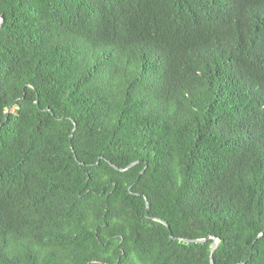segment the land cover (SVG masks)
<instances>
[{
	"label": "trees",
	"instance_id": "obj_1",
	"mask_svg": "<svg viewBox=\"0 0 264 264\" xmlns=\"http://www.w3.org/2000/svg\"><path fill=\"white\" fill-rule=\"evenodd\" d=\"M0 16V264H264V0Z\"/></svg>",
	"mask_w": 264,
	"mask_h": 264
},
{
	"label": "water",
	"instance_id": "obj_2",
	"mask_svg": "<svg viewBox=\"0 0 264 264\" xmlns=\"http://www.w3.org/2000/svg\"><path fill=\"white\" fill-rule=\"evenodd\" d=\"M0 20H1V22H0V29H1V28H2V25H3V22H4V18H3V16H0ZM73 135H74V130H73V132H72V134H71V139L73 138ZM139 162H140V161L133 162V163H131L127 168H123V169H121V170L124 171V170H126V169L131 168V167H134V166H135L136 164H138ZM146 200H147V199H146ZM149 211H150V205H149V202H148V200H147V217L152 218V219H154L155 221L161 222V223H163L164 225H166L167 227H169V224H168L166 221H164V220L161 219V218L152 217V216L150 215ZM210 239L213 240V244H212V246H211V264H214V253H215V251H216V249H217V247H218L219 241H220V239H219L218 237H216V236H214V235H210V236H208L207 238L191 239V240H188V242H201V243H205V242H207V241L210 240Z\"/></svg>",
	"mask_w": 264,
	"mask_h": 264
}]
</instances>
